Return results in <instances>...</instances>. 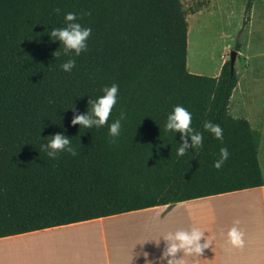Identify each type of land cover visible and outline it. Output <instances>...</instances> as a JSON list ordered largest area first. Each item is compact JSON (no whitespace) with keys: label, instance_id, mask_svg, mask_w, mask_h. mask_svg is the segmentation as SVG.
<instances>
[{"label":"trees","instance_id":"obj_1","mask_svg":"<svg viewBox=\"0 0 264 264\" xmlns=\"http://www.w3.org/2000/svg\"><path fill=\"white\" fill-rule=\"evenodd\" d=\"M189 12L182 0H0V238L263 186L261 132L229 113L239 80L230 60L217 77L188 70ZM71 23L92 29L79 55L50 35ZM112 83L106 124L74 125L77 115L95 118L92 104ZM177 104L192 113L199 149L165 128ZM56 134L70 143L49 156ZM221 147L229 157L216 169Z\"/></svg>","mask_w":264,"mask_h":264},{"label":"crops","instance_id":"obj_2","mask_svg":"<svg viewBox=\"0 0 264 264\" xmlns=\"http://www.w3.org/2000/svg\"><path fill=\"white\" fill-rule=\"evenodd\" d=\"M257 55L264 59V50ZM263 59L262 67L255 68L262 71L261 80ZM245 70L232 94L229 113L245 118L261 132L258 160L263 186L3 237L0 264H166L160 260L166 249L161 236L194 223L211 244L200 258L178 252L184 264H264V83L251 63ZM237 91L239 100L234 105ZM237 220L243 243L232 246L227 231Z\"/></svg>","mask_w":264,"mask_h":264},{"label":"rangeland","instance_id":"obj_3","mask_svg":"<svg viewBox=\"0 0 264 264\" xmlns=\"http://www.w3.org/2000/svg\"><path fill=\"white\" fill-rule=\"evenodd\" d=\"M247 2L182 0L188 12L200 5L199 11L187 15V67L190 73L214 77L217 69L230 60L231 52L238 51L235 63L238 78L243 81L245 66L251 63L255 75L259 74V81L264 83V78L261 80L262 71L255 69L261 66L259 62L263 59L258 57L257 51L264 50V0H253L249 14L246 13ZM238 100L239 91L234 95L233 104L237 105ZM206 204L212 207L209 202Z\"/></svg>","mask_w":264,"mask_h":264},{"label":"clouds","instance_id":"obj_4","mask_svg":"<svg viewBox=\"0 0 264 264\" xmlns=\"http://www.w3.org/2000/svg\"><path fill=\"white\" fill-rule=\"evenodd\" d=\"M77 13L66 12L64 19L72 22L76 19ZM92 29L90 27L81 28L79 23H71L66 28L52 29L50 35L53 38L61 40L66 49L75 50L79 55L82 50L85 49V41L90 37ZM74 65V61H69L62 65L65 71H70ZM104 92L103 96H100L92 104V114L95 117L86 115H77L72 120V123L80 124L84 127L95 124L97 127L103 126L109 119V115L113 110L114 105L117 103V96L119 87L116 83H112L111 86H105L102 88ZM123 116V114H122ZM192 113L187 110L183 105H174L172 111L167 117L166 129L178 131L181 134H188L191 137L192 147L199 149L202 146V135L200 132L193 134L191 127ZM120 121L116 120L108 126V134L110 137H117L120 130ZM203 128L209 130L214 138L217 140H223V129L218 123H213L210 120H205ZM183 139V135L181 137ZM114 142V141H113ZM69 139L61 134L54 135L48 142V147L55 150L49 152V156H54L56 151L64 150L69 145ZM189 145L185 143L181 144L176 149V155L183 156L186 148ZM67 153L76 155L74 148L68 147ZM229 157V151L227 147H221L219 149V158L213 161V167L220 169L225 161ZM239 221H234L233 226L227 231L228 243L232 246H240L243 243L242 233L236 226ZM205 231L202 230L195 223L189 228H181L175 231H169L167 234L161 236L166 242V249L161 253L160 260L165 261L166 264H184L182 257L177 258L178 252H183V256L201 257L204 249L208 248L211 244L209 236L205 238ZM204 240L201 243V240Z\"/></svg>","mask_w":264,"mask_h":264},{"label":"water","instance_id":"obj_5","mask_svg":"<svg viewBox=\"0 0 264 264\" xmlns=\"http://www.w3.org/2000/svg\"><path fill=\"white\" fill-rule=\"evenodd\" d=\"M237 55H238V51H232L231 52V55H230V68H231V71H234V69H235V63H236Z\"/></svg>","mask_w":264,"mask_h":264}]
</instances>
